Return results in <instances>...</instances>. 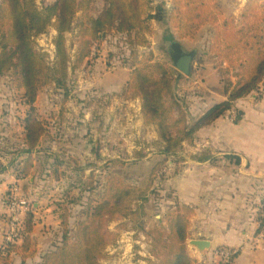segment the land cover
<instances>
[{
	"label": "rangeland",
	"instance_id": "obj_1",
	"mask_svg": "<svg viewBox=\"0 0 264 264\" xmlns=\"http://www.w3.org/2000/svg\"><path fill=\"white\" fill-rule=\"evenodd\" d=\"M2 2L0 0V6ZM55 2L38 0L37 4L44 8L46 3L50 6ZM155 4L169 8L170 0H155ZM94 7L93 16L98 18L108 4L104 0H95ZM240 16H236L237 20ZM81 18L82 14L78 13L72 31L66 34L70 57L68 94L53 85L38 95L37 118L46 134L34 153H25V119L30 109L24 91L18 88L14 74L7 73L0 79V251L22 244L25 224L32 215L33 256L28 263L42 264L46 254L55 252L62 245L65 232L69 238L75 237L78 224L86 218L90 201L101 198L110 174L119 173L129 182L142 184L156 168L145 215L140 220L131 216L108 224L111 239L99 264H159L152 253L155 247L152 232L155 229L170 231L167 214L177 204H184V198L191 194L186 191L189 183L205 189L198 191L201 197L197 207L190 205L196 209V216L191 220L188 241L212 242L211 250L201 254L187 241L188 252L197 264H223L226 254L231 252L249 254L250 251L256 255L257 262L264 260V231L257 235L250 224L252 219L259 228L257 218L264 197L263 163L253 165L257 162L249 160L247 163L238 156L213 153L211 147H203L205 142L197 138V133L193 144L184 142L176 153L164 158L161 152L165 143L158 127L146 124L142 99L125 96L134 62L143 66L162 64L175 77V91L182 100L188 121L198 123L204 117L198 101L206 82L203 78L207 67L216 68L221 87L212 82L204 88L226 97L227 81L230 80L224 72L227 67L221 66L215 55L208 53L213 29L203 27L192 40L176 39L187 49H200L190 76L172 64L165 45L166 26L157 22L153 26L154 34L146 36L150 45H130L126 37L118 34L103 36L102 43L93 48L92 57L80 68L72 69L78 65ZM57 35L52 26L46 33L34 37L36 50L47 55L50 66L55 63ZM255 91L249 97L262 102L255 97ZM137 118L140 125L136 123ZM137 152L146 155L142 159V175L113 168L110 164L113 160L131 162ZM207 152H211L216 161L200 163L193 159ZM29 162L33 168L25 177L23 172ZM217 191L224 195L235 193L234 198L237 193L241 201L234 209L228 208V204L221 207L223 200L214 199L220 194L214 193L211 197ZM228 202L235 204L236 201ZM197 210L203 212V216L214 214L219 217L215 221L221 222L197 221ZM245 211L246 222H236ZM63 222H66L65 226ZM235 224L245 228L237 234L244 242L228 245L232 243L230 237L234 238ZM245 235L250 239L247 240ZM235 261L231 259V264ZM20 263L21 258L14 255L12 264Z\"/></svg>",
	"mask_w": 264,
	"mask_h": 264
},
{
	"label": "trees",
	"instance_id": "obj_2",
	"mask_svg": "<svg viewBox=\"0 0 264 264\" xmlns=\"http://www.w3.org/2000/svg\"><path fill=\"white\" fill-rule=\"evenodd\" d=\"M37 1L3 0L0 6V79L7 73L14 74L30 109L25 119V153H34L46 134L37 118L39 93L54 85L68 94L70 57L66 34L72 31L78 13L82 14L80 48L78 65L72 69L80 68L92 57L93 48L102 43L103 36L118 34L126 37L130 45L148 46L146 36L154 34L156 22L168 28L166 41L192 40L203 27L213 29L208 53L215 55L221 66L227 65L224 71L230 76L225 90L227 100L208 110L196 124L188 121L182 100L175 91V77L166 66H143L139 62L132 65L125 96L142 99L146 124L156 125L165 143L161 152L164 158L176 153L184 142L193 144L200 129L232 112L236 101L251 96L264 84L263 1H249L240 20L234 15L226 16L218 0H170L169 8L155 4V0H104L108 8L98 18L93 16L95 0H56L44 8H39ZM52 26L58 35L54 42L55 63L50 66L47 55L36 50L34 37L46 33ZM144 157L143 152H137L131 162L113 160L110 164L113 168L142 175ZM193 159L200 163L216 161L211 152ZM32 168L29 162L23 175L27 177ZM156 173L154 168L142 184L129 182L119 173L110 174L101 198L90 201L86 218L78 224L75 237L69 238L65 232L62 245L46 254L42 264H99L111 239L108 224L131 216L140 220L145 215V204ZM260 208L257 235L264 231V197ZM195 216L194 207L177 204L167 214L170 231L155 229L152 232L155 237L152 253L159 264H197L187 248L191 220ZM63 224L65 226L66 222ZM33 231L31 215L25 224L22 244L0 251V264H12L14 255L21 258L20 264H29L33 256ZM240 254L231 257L233 262Z\"/></svg>",
	"mask_w": 264,
	"mask_h": 264
},
{
	"label": "crops",
	"instance_id": "obj_3",
	"mask_svg": "<svg viewBox=\"0 0 264 264\" xmlns=\"http://www.w3.org/2000/svg\"><path fill=\"white\" fill-rule=\"evenodd\" d=\"M53 3L56 0H50ZM158 1V0H157ZM250 0H218V5L224 12L226 16L234 15L239 17L242 13L244 7ZM168 29L167 27H165ZM174 32L171 31V34ZM167 37V30L165 31L164 38ZM167 42V41H166ZM165 42V43H166ZM207 48V47H206ZM209 48V47H208ZM225 67L227 65L225 64ZM206 79L205 85L202 86L203 90L201 94H199V110H203L201 116H204L205 113L210 110L214 105L223 103L227 100L225 95L215 94L213 89H207L208 85H211L212 82L219 85L221 87L220 81L221 77L217 72L216 68L211 65L207 67L206 74L204 75ZM235 80V79H233ZM206 111V112H205ZM237 114V115H236ZM137 125H140L138 118L136 120ZM197 138L200 139L201 142H205L203 147L206 149L211 147L213 153H221L226 155H234L240 157L242 160L249 163L250 161H256L257 163H253V165H258L260 162L264 165V102L255 101L251 97L243 98L235 102L234 109L232 112L227 114L224 117L217 119L212 125L206 126L200 129L197 132ZM219 154V155H221ZM203 188L201 185L192 186L190 183L188 184L186 191H190L191 194L185 197L182 203L187 205H196L201 197L198 194V191H201ZM228 190V189H227ZM237 191V189H235ZM214 193H219L221 195L215 197V200H223L221 207H226L228 204V208L234 209L235 206L241 201L239 199V195L236 193L234 198V194L224 195L221 192H213L211 197H214ZM199 195V196H198ZM236 199V200H235ZM229 200L236 201L235 204L228 202ZM245 204V202H244ZM249 212V209L247 210ZM247 211L242 212L238 221L236 222H246ZM203 212L197 210V221H207L220 223V220L215 221V218H219L216 215H210V217L203 216ZM224 215V213H222ZM250 214V213H249ZM235 215V214H233ZM237 216V215H236ZM251 229L252 232L257 231V224L253 222L251 219ZM243 226L239 224H235L233 226V236L230 237L229 241L232 243H228V245H239L244 242L242 239L237 238L238 232L244 230ZM254 233V232H253ZM245 234V233H244ZM247 240L250 239L249 235H245ZM245 238V239H246ZM257 242H261L258 237H255ZM247 242V241H246ZM245 242V243H246ZM221 245V244H220ZM256 255L253 252L249 251L242 253L235 261V264H264V260L256 261Z\"/></svg>",
	"mask_w": 264,
	"mask_h": 264
},
{
	"label": "water",
	"instance_id": "obj_4",
	"mask_svg": "<svg viewBox=\"0 0 264 264\" xmlns=\"http://www.w3.org/2000/svg\"><path fill=\"white\" fill-rule=\"evenodd\" d=\"M165 45L167 47V52L171 56L174 67L187 76L192 75L195 58L197 54H199L200 49H187L176 39L167 41ZM188 245L201 254L212 248V242L208 240H190L188 241Z\"/></svg>",
	"mask_w": 264,
	"mask_h": 264
},
{
	"label": "built area",
	"instance_id": "obj_5",
	"mask_svg": "<svg viewBox=\"0 0 264 264\" xmlns=\"http://www.w3.org/2000/svg\"><path fill=\"white\" fill-rule=\"evenodd\" d=\"M45 6H48V4L46 3ZM254 95H255L256 98H259L262 101H264V84H261L257 88V90L255 91ZM234 254H236V253L231 252V253L226 254L225 259L223 260V264H231L232 263L231 262V257Z\"/></svg>",
	"mask_w": 264,
	"mask_h": 264
}]
</instances>
